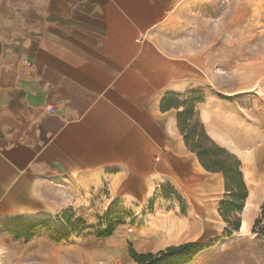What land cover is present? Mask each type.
<instances>
[{"label": "crops", "instance_id": "1", "mask_svg": "<svg viewBox=\"0 0 264 264\" xmlns=\"http://www.w3.org/2000/svg\"><path fill=\"white\" fill-rule=\"evenodd\" d=\"M189 1L0 0V224L49 219L87 197L133 217L176 197L197 223L219 217L223 175L202 168L177 125L192 96L204 133L240 162L239 231L254 224L264 101L222 90L203 53L162 42Z\"/></svg>", "mask_w": 264, "mask_h": 264}, {"label": "rangeland", "instance_id": "2", "mask_svg": "<svg viewBox=\"0 0 264 264\" xmlns=\"http://www.w3.org/2000/svg\"><path fill=\"white\" fill-rule=\"evenodd\" d=\"M161 40L177 54L203 53L221 74L222 90L236 88L264 101V0H191L176 10ZM174 198L137 217L102 207L100 198L79 199L49 222L39 220L29 240L2 236L0 228V264H136L130 248L146 254L185 243L210 245L189 264H264L263 218L226 236L219 217L197 223ZM109 227L111 236L103 237Z\"/></svg>", "mask_w": 264, "mask_h": 264}, {"label": "trees", "instance_id": "3", "mask_svg": "<svg viewBox=\"0 0 264 264\" xmlns=\"http://www.w3.org/2000/svg\"><path fill=\"white\" fill-rule=\"evenodd\" d=\"M198 98L196 101H199ZM184 102V108L177 113L178 129L184 139L188 149L194 153L206 172L221 173L224 178V195L218 203L217 213L224 223L223 234L226 236L240 229V213L242 212L247 198V188L240 170L239 160L225 149L216 145L204 133L198 119L195 120L194 103ZM199 126L201 133L196 132ZM260 218L264 219V206L261 209ZM260 219H256V223ZM50 220L41 219L42 223ZM40 224L29 223L24 218L7 220L0 224L4 233L12 234L17 239L24 238L29 240L35 228ZM72 232L75 231V225H70ZM112 228L103 234V237H109L112 234ZM65 234L63 240L68 239L70 234ZM264 235V228L261 230ZM210 245L200 246L197 243H185L178 246H170L157 253L138 254L132 248L129 250V257L136 264H189L192 259L201 253Z\"/></svg>", "mask_w": 264, "mask_h": 264}]
</instances>
